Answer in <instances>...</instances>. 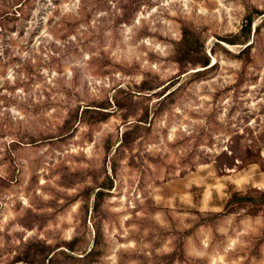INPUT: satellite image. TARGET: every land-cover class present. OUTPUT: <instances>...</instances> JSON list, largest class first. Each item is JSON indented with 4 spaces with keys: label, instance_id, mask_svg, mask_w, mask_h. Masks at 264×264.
<instances>
[{
    "label": "rangeland",
    "instance_id": "1",
    "mask_svg": "<svg viewBox=\"0 0 264 264\" xmlns=\"http://www.w3.org/2000/svg\"><path fill=\"white\" fill-rule=\"evenodd\" d=\"M0 264H264V0H0Z\"/></svg>",
    "mask_w": 264,
    "mask_h": 264
},
{
    "label": "trees",
    "instance_id": "2",
    "mask_svg": "<svg viewBox=\"0 0 264 264\" xmlns=\"http://www.w3.org/2000/svg\"><path fill=\"white\" fill-rule=\"evenodd\" d=\"M248 20V19H247ZM250 25H251V21L250 20H248L247 21V24L242 28V30H241V32L242 33H248L249 34V32H250ZM208 60H206L204 63H203V66H208Z\"/></svg>",
    "mask_w": 264,
    "mask_h": 264
}]
</instances>
